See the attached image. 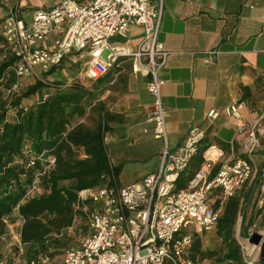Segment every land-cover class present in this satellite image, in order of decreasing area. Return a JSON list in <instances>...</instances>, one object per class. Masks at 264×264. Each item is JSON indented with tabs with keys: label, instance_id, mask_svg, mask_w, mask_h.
I'll use <instances>...</instances> for the list:
<instances>
[{
	"label": "built area",
	"instance_id": "obj_1",
	"mask_svg": "<svg viewBox=\"0 0 264 264\" xmlns=\"http://www.w3.org/2000/svg\"><path fill=\"white\" fill-rule=\"evenodd\" d=\"M0 1L5 11L0 22L2 45L16 57V77L31 76L36 67L45 72L74 54L73 62L83 58L85 76L94 80L117 66L119 57H130L133 72L145 70L146 88L153 98L148 120L153 136L163 143L161 164L129 184L80 190L81 225L86 230L83 233L80 228L78 243L64 249L61 264H210L191 258L192 241L216 227L223 203L251 178L253 166L249 159L237 157L212 174L224 152L218 145L208 144L201 149L200 165L185 187L175 188L179 174L198 152L205 131L193 126L175 149L167 147L159 70L169 51L157 40L163 0H59L49 9H34L29 22L16 13L11 0ZM132 24L142 29L135 49L113 45L111 39L126 38ZM51 33L56 34L54 48L40 46ZM18 85L13 83L9 91ZM230 111L234 113L235 108ZM258 146L255 129H249L244 149L252 153ZM43 154L39 174L55 162L53 155Z\"/></svg>",
	"mask_w": 264,
	"mask_h": 264
},
{
	"label": "crops",
	"instance_id": "obj_2",
	"mask_svg": "<svg viewBox=\"0 0 264 264\" xmlns=\"http://www.w3.org/2000/svg\"><path fill=\"white\" fill-rule=\"evenodd\" d=\"M58 2L11 0L10 4L29 22L34 9H49ZM141 32L140 26L132 24L126 38L113 37L111 43L132 51ZM55 36L49 34L39 45L53 49ZM157 40L169 51L159 70L168 149H175L193 126L205 131L198 152L179 174L182 180L179 188L185 187L199 167L201 149L216 144L224 156L215 164L212 174L221 164L245 157L251 161L253 173L234 195L250 184V192L256 190L261 195L264 191V0H163ZM73 55L65 56L48 77L65 84L74 77H80L84 84L90 80L85 76L83 58L73 62ZM131 61L130 57H119L118 65L97 83V107L112 115L107 122L111 130L106 133L105 142L110 161L121 165L120 185L138 180L120 179L126 164L132 161L149 164L148 173L156 171L163 147L162 140L153 136L152 122L148 120L153 102L146 88L148 77L144 69L133 72ZM62 66L75 70L64 79L53 77ZM35 71L40 72L39 68ZM232 106L234 113L230 111ZM240 128L244 130L242 133L238 132ZM252 128L259 146L248 153L244 143L247 131ZM214 191L216 195L217 190Z\"/></svg>",
	"mask_w": 264,
	"mask_h": 264
},
{
	"label": "trees",
	"instance_id": "obj_3",
	"mask_svg": "<svg viewBox=\"0 0 264 264\" xmlns=\"http://www.w3.org/2000/svg\"><path fill=\"white\" fill-rule=\"evenodd\" d=\"M3 8L0 1V22ZM2 50L5 56L0 61V83L9 96L6 99L0 94V237L5 231L4 218L16 211L22 219L19 237L23 250L19 254L17 249L18 255L25 263L34 264L68 245L69 238L63 236L70 226L85 232L80 223L84 213L78 204V192L99 185L119 186L121 165L113 164L108 155L105 135L111 130L107 122L112 115L97 107L100 77L89 86L78 81H50L54 65L40 76H27L34 81L24 86L19 79L26 77H16L13 71L16 57L4 46ZM15 82L18 87L9 91ZM31 96H36V101L24 105L22 101ZM9 109L14 113L7 117ZM83 116L90 117L91 124L76 121ZM41 154L55 158L54 166L43 174H39L44 165ZM176 181L177 187H182L179 176ZM250 188L251 184L227 199L218 219L216 233L223 248L217 260L224 264H264V260L245 259L234 235ZM258 200L256 196L248 221L252 224L258 218L264 227V191L259 204ZM214 254L212 250L204 251L199 236L194 237L191 258Z\"/></svg>",
	"mask_w": 264,
	"mask_h": 264
},
{
	"label": "rangeland",
	"instance_id": "obj_4",
	"mask_svg": "<svg viewBox=\"0 0 264 264\" xmlns=\"http://www.w3.org/2000/svg\"><path fill=\"white\" fill-rule=\"evenodd\" d=\"M3 45L0 43V61L5 56V51L2 50ZM69 62H66L68 64ZM37 68V67H36ZM72 70H75V68H67L66 66H62L60 68H57L55 73L52 75L53 77H58L60 79H64L67 77ZM37 74L40 76V72H37ZM38 76V77H39ZM50 81L54 80L52 77H48ZM19 80H22V85L30 84L34 81L33 77H26L21 78ZM78 81L80 82V77H74L71 82ZM92 80H86L85 85L89 86L92 82ZM2 83V82H1ZM0 83V89L2 92L0 93L2 98H8V93L6 91V87H2ZM84 84V83H83ZM23 86V87H24ZM36 101V96H31L28 99H25L22 101L24 105H28L29 103ZM14 113L13 109H9L7 112V117H10ZM85 123L91 124V118L90 117H84L83 120H81ZM149 166L144 161H132V163H127L125 169L122 171V175L120 177L121 181L128 182V181H134L135 178L141 179L147 173L149 172L146 168ZM259 193V192H258ZM256 190H253L249 193L247 200L243 203L242 207L245 208L237 217L236 224L234 226V235L239 242L242 255L245 259L248 261H256L259 257V248H257L254 244L249 243L248 237L251 232L257 231L262 234H264V227L259 225L258 218L253 221V223H249L248 218L251 210V205L253 204V201L255 197L260 200V193L258 194ZM258 200V204L260 203ZM246 214V218H243V215ZM79 221L75 222V225H78ZM82 223V221H80ZM22 224V219L17 215L16 211H14L10 217L4 218V227L5 231L2 233L0 237V264H27L25 261L19 257V254L22 253V245L20 242L19 237V230ZM79 228V227H78ZM74 228L72 230H66L65 236L66 238H69L68 245L76 244L78 243L79 239L82 236L81 231H74ZM201 247L205 250H212L215 252L214 255L211 256H202L200 258L199 256L196 258L198 261H205L209 262L210 264H224L222 262H219L217 259L219 257V253L222 251V242L220 237L216 233V227L208 230H204L201 235L199 236ZM67 245V246H68ZM66 246V247H67ZM62 248L58 254L54 255L53 257H43L39 261L35 262L34 264H61L62 255L64 252V249Z\"/></svg>",
	"mask_w": 264,
	"mask_h": 264
},
{
	"label": "water",
	"instance_id": "obj_5",
	"mask_svg": "<svg viewBox=\"0 0 264 264\" xmlns=\"http://www.w3.org/2000/svg\"><path fill=\"white\" fill-rule=\"evenodd\" d=\"M248 241L259 248L258 260H264V234L257 231L251 232Z\"/></svg>",
	"mask_w": 264,
	"mask_h": 264
},
{
	"label": "bare ground",
	"instance_id": "obj_6",
	"mask_svg": "<svg viewBox=\"0 0 264 264\" xmlns=\"http://www.w3.org/2000/svg\"><path fill=\"white\" fill-rule=\"evenodd\" d=\"M257 247V246H256ZM258 248V247H257Z\"/></svg>",
	"mask_w": 264,
	"mask_h": 264
}]
</instances>
